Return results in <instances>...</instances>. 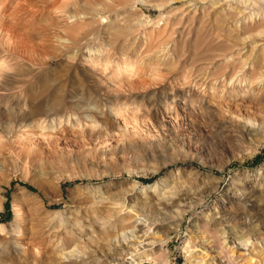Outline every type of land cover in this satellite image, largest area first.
<instances>
[{
  "label": "rangeland",
  "instance_id": "374dc122",
  "mask_svg": "<svg viewBox=\"0 0 264 264\" xmlns=\"http://www.w3.org/2000/svg\"><path fill=\"white\" fill-rule=\"evenodd\" d=\"M249 1L0 0V264H264Z\"/></svg>",
  "mask_w": 264,
  "mask_h": 264
},
{
  "label": "bare ground",
  "instance_id": "6f19581e",
  "mask_svg": "<svg viewBox=\"0 0 264 264\" xmlns=\"http://www.w3.org/2000/svg\"><path fill=\"white\" fill-rule=\"evenodd\" d=\"M245 3V6L246 7H248V5H246V3L248 2H246V0H243ZM251 1V0H250ZM249 1V2H250ZM257 2H259L258 0H257ZM261 2H264V1H261ZM261 2H259V4L261 3ZM251 3V2H250ZM250 3H248V4H250ZM255 3H256V0H255ZM254 3V4H255ZM258 4V3H257ZM258 4V5H259ZM241 5H242V3H241ZM240 5V6H241ZM251 5H253V2L251 3ZM256 5V4H255ZM263 5H264V3H263ZM240 6H239V8H240ZM260 7L262 6L261 4L259 5ZM241 7H243V6H241ZM246 7H244V8H246ZM250 8H251V6H250ZM253 8L255 9V7L253 6ZM243 9V8H242ZM253 9V10H254ZM258 9H260V8H257V10ZM245 10V9H244ZM246 10H248V8H246ZM251 10H252V8H251ZM250 11V10H249ZM262 12V11H261ZM260 12V13H261ZM242 13V12H241ZM244 13H246V11L244 12L243 11V13H242V15L244 14ZM248 14V13H247ZM259 14V13H258ZM241 15V16H242ZM253 15V14H252ZM260 15H262V14H260ZM240 16V15H239ZM262 18V17H261ZM240 19H242V18H240ZM249 19V18H248ZM247 20V19H246ZM264 20V19H263ZM240 21H242V20H240ZM244 22V21H243ZM262 22V21H261ZM245 23V22H244ZM263 23H264V21H263ZM262 23V25H264ZM242 24V23H241ZM258 25H260V24H258ZM258 25H257V27H258ZM244 26H247L246 24L244 25ZM256 26V25H255ZM264 27V26H263ZM247 29V27H245V30ZM261 30V29H260ZM252 31V30H251ZM264 32V31H263ZM261 33V32H260ZM264 34V33H263ZM262 34V35H263ZM264 36V35H263ZM263 36H262V38H263ZM252 85L253 84H251V87H252ZM15 109V108H14ZM13 110V109H12ZM28 119L27 118H23L21 121H27ZM23 127H24V125H23ZM26 127V126H25ZM27 129V128H26ZM173 190H174V188H172ZM164 191V190H163ZM162 192V191H161ZM156 193V192H155ZM167 193H171V191H168ZM246 194V193H245ZM248 194H250V193H248ZM159 195V194H158ZM169 195H171V194H166L165 192H163L162 193V195H161V197L159 198V199H156V200H158V202H160V203H162V205L168 210V209H170L171 208V206H174L175 205V201L176 200H178V197H180V196H178V197H176V196H169ZM247 195V194H246ZM245 195V196H246ZM155 200V201H156ZM157 202V203H158ZM147 204V203H146ZM149 204H151V203H149ZM154 205V204H153ZM120 221V220H119ZM118 221V222H119ZM117 222V221H116ZM120 223V222H119ZM118 223V224H119ZM135 225L137 226V227H139V229H138V232H137V234H136V238H137V240L139 239V244L141 243L142 244V242H144L145 240L144 239H146L145 237H147L148 235V233L149 232H147V231H145V228L147 227L146 225V223H144L143 221H136L135 222ZM141 233H143V234H141ZM140 244V245H141ZM146 246H152V245H150L149 243L148 244H144L143 245V248L144 247H146ZM240 246V245H239ZM242 246H244V245H242ZM246 248V246H244V248L242 247V251H243V249H245ZM251 248H252V246H251ZM246 250V249H245ZM249 250H250V248H249ZM248 250V251H249ZM247 251V250H246ZM225 256H224V261H220V264H241V262H237V260L233 257V255H230L229 254V252H225V254H224ZM250 256H252V254L251 253H249L248 254V258H246V260L245 259H242V261L244 262L245 261V263L244 264H255L256 262H254V258H249ZM226 258V259H225ZM201 262H203V261H199L198 262V264L199 263H201ZM243 262H242V264H243Z\"/></svg>",
  "mask_w": 264,
  "mask_h": 264
}]
</instances>
